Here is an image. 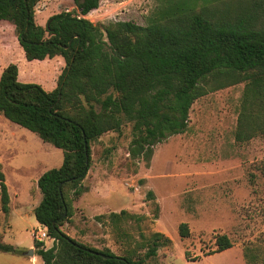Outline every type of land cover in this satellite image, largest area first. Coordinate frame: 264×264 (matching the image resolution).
Returning a JSON list of instances; mask_svg holds the SVG:
<instances>
[{
	"label": "trees",
	"instance_id": "obj_1",
	"mask_svg": "<svg viewBox=\"0 0 264 264\" xmlns=\"http://www.w3.org/2000/svg\"><path fill=\"white\" fill-rule=\"evenodd\" d=\"M39 1L0 0V21L14 26L28 61L62 57L66 62L51 92L20 82L14 63L0 76V114L64 156L59 168L47 170L37 182L42 199L34 216L54 244L46 249L45 243L35 242L36 255L43 264H145L170 244L169 238L152 235L145 258L134 260L88 247L62 230L72 216V201L88 192L83 182L92 164V142L132 123L129 156L148 164L157 145L188 130L197 100L244 82L235 140L242 144L264 134V120L259 122L264 107L258 108V119L251 104L252 97L256 102L264 98V0L236 11L199 6L198 0L177 1L154 13L146 26L132 21L94 24L86 16L101 0H72L79 13L62 11L45 27L35 17ZM148 195L154 198L153 192ZM0 202L1 212L9 215L10 194L1 170ZM189 233L182 223L179 235ZM216 245V253L233 247L226 235L218 236ZM0 252L23 253L3 239Z\"/></svg>",
	"mask_w": 264,
	"mask_h": 264
},
{
	"label": "rangeland",
	"instance_id": "obj_2",
	"mask_svg": "<svg viewBox=\"0 0 264 264\" xmlns=\"http://www.w3.org/2000/svg\"><path fill=\"white\" fill-rule=\"evenodd\" d=\"M177 1L182 0H101V10L90 18H100L105 26L118 21L146 26L154 13ZM248 3L253 1L198 0L199 6L234 11ZM62 11L78 14L71 0H40L36 21L45 27ZM12 63L19 68L20 82L41 85L48 92L58 87L66 68L62 57L28 61L14 26L0 21V76ZM246 88L244 82L200 98L192 107L188 130L157 145L148 164L129 156L132 123L94 140L91 168L83 182L88 192L72 201V216L62 230L88 247L134 260L145 258L152 235L169 238L170 244L145 264H264V136L234 142ZM260 99H251L258 119V108L261 112L264 107ZM63 158L61 149L0 114V170L11 205L21 204L28 213L7 232L8 239L33 242L32 230L38 227L33 208L42 198L38 179L59 168ZM122 211L127 214L111 219L112 213ZM6 217L0 214L1 234L8 230ZM182 223L189 226L186 238L179 235ZM220 235L228 236L233 247L216 253ZM53 244L48 239L45 248Z\"/></svg>",
	"mask_w": 264,
	"mask_h": 264
},
{
	"label": "crops",
	"instance_id": "obj_3",
	"mask_svg": "<svg viewBox=\"0 0 264 264\" xmlns=\"http://www.w3.org/2000/svg\"><path fill=\"white\" fill-rule=\"evenodd\" d=\"M101 4H100V7L98 9L92 11L91 13H89L86 16V18L89 19L94 24H98V23H101L102 24V21L100 20V18H90V17H93L94 14H98L99 13V11L101 10V7H102ZM78 13H79V11H78ZM258 136H256V137H258ZM262 136H264V134H262ZM256 137H254L253 139H255ZM234 142L236 144H238L236 142V140H235V135H234ZM41 199L42 198H40V201H41ZM11 202H12V199L10 197V213L6 217V219L8 220V223H9L8 226L6 227L8 230L3 231V234L0 233V239H3V241L5 243L10 244V245H13L14 247L20 249L23 253L22 254H19V255H16V254H11V253H3V252H0V264H43L42 259L38 255H36V248H35V241L34 240H33V242H27L26 243L25 241H22V240H20L18 238L8 239V236H11V234L9 235L7 232H10L11 231V229L15 226V223L16 222L17 223H20L21 221L24 220L25 217L28 216V213L26 211V208H23L21 206V204H18V203L13 208V206L11 205ZM37 206L38 205H36L33 208V212H34V209ZM0 209H1V202H0ZM0 214H3L1 212V210H0ZM37 225L39 226L40 224L37 222ZM31 237H32V234H31ZM30 250H33L34 251V254L29 253Z\"/></svg>",
	"mask_w": 264,
	"mask_h": 264
},
{
	"label": "built area",
	"instance_id": "obj_4",
	"mask_svg": "<svg viewBox=\"0 0 264 264\" xmlns=\"http://www.w3.org/2000/svg\"><path fill=\"white\" fill-rule=\"evenodd\" d=\"M32 238L35 242L45 243L48 239H50L47 227L39 225L37 228H34L32 230ZM52 241L54 242V240Z\"/></svg>",
	"mask_w": 264,
	"mask_h": 264
},
{
	"label": "water",
	"instance_id": "obj_5",
	"mask_svg": "<svg viewBox=\"0 0 264 264\" xmlns=\"http://www.w3.org/2000/svg\"><path fill=\"white\" fill-rule=\"evenodd\" d=\"M29 253H31V254H34V251L33 250H30V252Z\"/></svg>",
	"mask_w": 264,
	"mask_h": 264
}]
</instances>
